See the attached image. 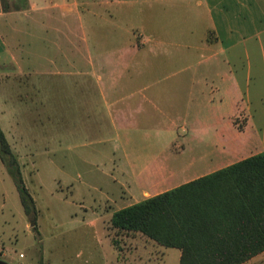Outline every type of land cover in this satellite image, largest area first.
<instances>
[{"label":"rangeland","instance_id":"rangeland-1","mask_svg":"<svg viewBox=\"0 0 264 264\" xmlns=\"http://www.w3.org/2000/svg\"><path fill=\"white\" fill-rule=\"evenodd\" d=\"M121 1L119 6L92 4L89 9L92 14L82 11V23L68 11L56 8L50 11L55 22L49 30L40 24L46 13L39 12L35 17L39 25L34 28L23 25L24 32L17 34L22 44L18 51L11 47L12 38L7 40L11 56L23 59L17 60L22 70L20 76L16 61L6 59L5 70L11 76L0 78V129L18 159L23 183L33 199L35 230L0 161V254H3L0 261L178 264V250L162 248L152 241L146 244L149 240L145 242L140 234L112 230L109 213L131 204L124 194L128 184L136 196L139 187L133 186L132 172L121 153L112 154L113 136L108 135L107 128L100 131L97 129L100 123L86 117L101 106L93 88L88 91L87 111L81 105L84 90L80 88L83 79L79 72L83 67L80 68L77 52L84 48V36L88 37L91 53L102 55L122 53L132 31L152 40H163V0ZM1 2L3 11H14L25 0ZM256 44L255 40H249L247 47L261 61ZM139 55L135 62L141 60L143 64L136 69L131 67L124 78L128 75L127 78L134 79L140 73L138 82L142 85L158 81L148 94L159 91L162 94L163 69L160 73L155 72V67L151 73L148 70L152 60L153 64L163 61V56L153 59ZM27 84L30 88L34 85V93L24 88ZM242 94L241 110L232 117L224 136L181 139L185 151L171 161L174 168H185L189 163L198 167L205 162L218 163L217 168H223L264 151V74H251L250 81L243 83ZM136 98L139 96L131 102ZM99 112L103 114L101 109ZM150 113L153 119L145 121L146 126H163L159 114L152 109ZM140 115L136 119L143 124ZM160 140L158 133L145 134L132 138L128 148L139 152L162 146ZM221 143L226 149L230 145L232 152L225 155L223 162H217ZM153 156L156 155H150ZM152 166L148 167L149 172L154 169ZM244 264H264V252Z\"/></svg>","mask_w":264,"mask_h":264},{"label":"crops","instance_id":"crops-1","mask_svg":"<svg viewBox=\"0 0 264 264\" xmlns=\"http://www.w3.org/2000/svg\"><path fill=\"white\" fill-rule=\"evenodd\" d=\"M100 2H105L107 6H119L122 1L25 0L16 10L3 11L0 0V78L11 76L5 70L7 58L8 61H16L18 75L22 71L18 61L23 58L11 56L7 40L12 38L14 45L11 47L18 51L22 44L17 34L24 32L23 25L32 28L39 25L35 18L39 12L46 13L40 24L49 30L55 22L50 11L56 8L68 11L82 23L83 12L92 14L90 6ZM263 35L264 0H163V40H152L132 31L122 53L102 55L91 53L88 37L84 36V48L77 52L80 68L83 67L79 72L83 79L80 88L84 90L81 105L87 111L88 91L93 88L99 97V109L103 114L94 108L92 115L86 117L100 123L97 125L100 131L107 128L108 135L113 136L112 154L121 153L123 161L132 172L133 186L139 188L136 189V196L135 191L127 185L124 194L131 201L129 206L222 169L217 168L218 163L211 165L206 162L198 167L189 163L185 168L176 169L171 161L174 162L185 151L181 139L224 136L232 117L238 109L241 110L239 101L243 97V83L250 81L251 74H264ZM249 40L256 41L255 47L259 50L261 61L247 47ZM139 54L153 59L163 56V61L153 64L152 60V67L147 69L148 73L154 67L158 73L163 69L162 94L160 91L159 94H148L152 87L158 85V81L142 85L138 82L142 76L140 73L134 79L127 78L128 75L124 78L131 67L136 69L143 64L141 60L135 62ZM71 61L70 64L75 63ZM24 88H29L31 93L36 90L32 84L31 88L28 84ZM135 96L139 98L131 102ZM161 103L162 109L159 107ZM151 109L163 119V126H146L145 121L153 119ZM139 115L143 124L137 122L136 117ZM152 133H158L162 146L140 149L139 152L128 148L132 138ZM179 143L180 147H176ZM223 145L221 143L219 156H216L217 162H223L225 155L232 152L230 145L227 149ZM152 154L156 156L150 157ZM160 155H163L162 161ZM164 155L168 157L164 158ZM150 165L154 169L149 172ZM115 212L111 210L110 219ZM135 234H140L144 241L149 240L146 244L152 241L141 233ZM178 251L180 261L181 251Z\"/></svg>","mask_w":264,"mask_h":264},{"label":"trees","instance_id":"trees-1","mask_svg":"<svg viewBox=\"0 0 264 264\" xmlns=\"http://www.w3.org/2000/svg\"><path fill=\"white\" fill-rule=\"evenodd\" d=\"M0 161L25 214L34 216L18 159L1 129ZM110 225L180 250L179 264H244L264 252V151L123 208Z\"/></svg>","mask_w":264,"mask_h":264},{"label":"water","instance_id":"water-1","mask_svg":"<svg viewBox=\"0 0 264 264\" xmlns=\"http://www.w3.org/2000/svg\"><path fill=\"white\" fill-rule=\"evenodd\" d=\"M29 218H30V221H29L30 226L34 227V216L31 215ZM0 264H7V263L0 261Z\"/></svg>","mask_w":264,"mask_h":264}]
</instances>
